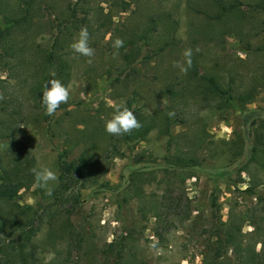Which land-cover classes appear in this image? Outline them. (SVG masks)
<instances>
[{
    "label": "rangeland",
    "instance_id": "1",
    "mask_svg": "<svg viewBox=\"0 0 264 264\" xmlns=\"http://www.w3.org/2000/svg\"><path fill=\"white\" fill-rule=\"evenodd\" d=\"M260 1L0 0V180L21 169L12 215L20 204L37 218L38 264H264V153L249 172L220 174L243 156L241 103L203 93L192 70L172 66L192 48L200 74L235 93L253 89L248 107L264 108ZM221 2L237 10L218 19ZM82 27L95 50L91 63L69 47ZM131 41L138 54L128 64ZM59 65L70 97L46 117L36 84L46 76L62 82ZM116 104L155 119L145 139L105 131ZM81 155L86 182L75 174L60 186L62 166ZM39 165L58 176L50 196L24 177ZM228 223L242 227L239 249L224 241Z\"/></svg>",
    "mask_w": 264,
    "mask_h": 264
},
{
    "label": "trees",
    "instance_id": "2",
    "mask_svg": "<svg viewBox=\"0 0 264 264\" xmlns=\"http://www.w3.org/2000/svg\"><path fill=\"white\" fill-rule=\"evenodd\" d=\"M220 7V14L216 18L222 19L223 16L227 15L229 12H234L237 10V4L232 2L230 4H226L225 2H221L218 4ZM259 9L264 10V0H261L258 4ZM145 34L141 37H144ZM132 44L131 52H126L124 55L125 61L128 64H132L137 58L136 53L138 52V47L135 46L136 42L131 41ZM138 54V53H137ZM54 55L51 54L50 58ZM53 62V61H52ZM53 65V64H52ZM60 66V73H67L62 80V83L66 86L67 81L69 79V73L66 72L65 66ZM59 69V67L56 66ZM198 66L195 63H192V66L189 70H192V75L198 76L200 80L204 81L203 93L207 95L215 96V98H223L226 103H234L238 105V101H240L241 105L239 107L240 114L243 118L244 132H243V141H244V149L242 152V158L232 162L230 166L226 169H222L220 174L222 176L228 174L234 167H239V172H249L248 164L251 162H255L256 164L262 165V163L258 159V154L260 152L264 153V108L248 107V104L255 99V93L253 89L248 90L246 92H237L233 84H229L228 87L224 86L216 76H207L205 74H200L198 70ZM58 72L55 76L60 75ZM193 79V78H191ZM50 80V76H46L44 80L36 84L35 91L39 93V106H41L42 110L45 114V109L41 104V95L43 85ZM179 90H173L170 93L179 94ZM46 115V114H45ZM48 115H46L47 117ZM49 117V116H48ZM142 127L138 130H134L130 135L125 134L124 139L126 141L131 138H135L137 140H142L147 137L149 132L155 126V119L152 116H136ZM116 150V149H115ZM116 155L120 154V151L116 152ZM20 168L16 167L10 170H5L2 174L0 180V238L6 239L7 242L0 243V264H38L37 258L35 256V247L31 244L32 238L36 235L37 226L35 216H31L28 210L23 209L20 204H17L19 207L20 214L19 216L14 215V211L17 208H13L11 204L15 201V199L19 196L22 184H23V176L20 175ZM22 174V173H21ZM77 174L79 178L83 179V184L89 177V160L86 155H81L77 160L70 162L68 165L62 166V172L60 175L61 184L60 186L66 187V184H63L66 179H70L73 175ZM33 175L29 172H25V176ZM65 185V186H63ZM69 187V186H67ZM255 187L253 185L248 188V191H253ZM59 193H56V198L61 197L67 189ZM262 200L263 197L259 196ZM79 201V198H77ZM29 210L31 208H28ZM13 211V215H12ZM22 219V220H21ZM227 227L224 229L225 231V240L226 243L230 244L236 249L242 247V227L236 226L233 223L226 224ZM258 229V225L255 223V230ZM254 230V231H255ZM221 235V234H220ZM239 237V238H238ZM222 239V238H221ZM114 241L110 242L109 248L110 250L114 249ZM248 260L254 259L252 253H247ZM245 259V256H244Z\"/></svg>",
    "mask_w": 264,
    "mask_h": 264
},
{
    "label": "clouds",
    "instance_id": "3",
    "mask_svg": "<svg viewBox=\"0 0 264 264\" xmlns=\"http://www.w3.org/2000/svg\"><path fill=\"white\" fill-rule=\"evenodd\" d=\"M124 45V41L117 37L113 42V48L119 50ZM69 47L81 56L88 57V63L92 62V57L95 55V50L89 44V32L86 27H82L78 34L69 45ZM199 52V48L195 49ZM118 54V53H117ZM194 55L192 48H185L182 51V60L173 61V67L179 69L183 74H187L192 66V57ZM54 76V73H51ZM70 97V90L59 79L52 78L48 80L42 89L41 104L45 109V114L52 116L62 104H67ZM0 99H3L0 96ZM166 101H161V106H164ZM113 114L110 118L104 121L105 131L113 136L130 135L134 130L142 127L141 123L127 106L123 104L113 105ZM167 115L172 117L174 112H168ZM23 127V126H21ZM34 177V182L38 187L45 190L47 195L52 194V188L49 186L50 182L58 181L57 174L50 168L44 165H39L29 169Z\"/></svg>",
    "mask_w": 264,
    "mask_h": 264
}]
</instances>
